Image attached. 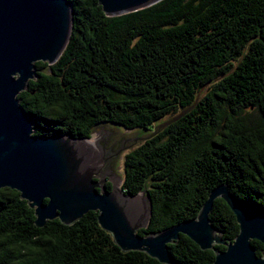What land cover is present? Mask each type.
Returning a JSON list of instances; mask_svg holds the SVG:
<instances>
[{
	"label": "trees",
	"instance_id": "1",
	"mask_svg": "<svg viewBox=\"0 0 264 264\" xmlns=\"http://www.w3.org/2000/svg\"><path fill=\"white\" fill-rule=\"evenodd\" d=\"M69 2L64 52L52 65L36 62V78L18 95L33 134L91 138L105 123L152 134L184 113L124 156L121 189L145 191L151 202L139 234L195 218L222 184L264 212V0H161L118 16L99 0ZM210 219L235 240L239 225L223 199ZM35 220L19 191L0 188V264H162L122 251L98 212L72 225ZM252 244L264 254L262 242ZM168 248L176 264L215 261L183 234Z\"/></svg>",
	"mask_w": 264,
	"mask_h": 264
},
{
	"label": "water",
	"instance_id": "2",
	"mask_svg": "<svg viewBox=\"0 0 264 264\" xmlns=\"http://www.w3.org/2000/svg\"><path fill=\"white\" fill-rule=\"evenodd\" d=\"M159 1L99 3L106 15L118 16ZM72 19L69 0H0V188L20 192L34 209L38 227L55 219L72 225L86 213L98 212L100 226L122 251L145 252L162 264H176L168 246L177 243L181 234L202 250H213L214 264H264V254L259 256L252 244V240L264 244V212L239 201L227 184L210 192L195 218L142 236L138 231L148 226L151 202L145 191L132 195L119 187L126 143L119 126L101 124L91 138L33 134L34 117L18 95L36 78V62L52 65L60 58L71 36ZM182 115L160 124L151 136ZM218 198L236 216L239 233L234 241L224 238L211 222Z\"/></svg>",
	"mask_w": 264,
	"mask_h": 264
},
{
	"label": "rangeland",
	"instance_id": "3",
	"mask_svg": "<svg viewBox=\"0 0 264 264\" xmlns=\"http://www.w3.org/2000/svg\"><path fill=\"white\" fill-rule=\"evenodd\" d=\"M166 119L167 118L162 119L161 121H164ZM116 126H119V125H116ZM119 127L126 134V143H125V147H124V150L122 152L121 159H120L121 184L119 185V187H121L122 182H123V160H124V156H125L126 152L129 151L130 149H133L138 144H140L141 142L146 140L148 138L149 134H151V132L150 131H144L142 129L128 130V129H125L121 126H119ZM130 144H131V146L127 148V146H129ZM148 209H149V207H148Z\"/></svg>",
	"mask_w": 264,
	"mask_h": 264
},
{
	"label": "flooded vegetation",
	"instance_id": "4",
	"mask_svg": "<svg viewBox=\"0 0 264 264\" xmlns=\"http://www.w3.org/2000/svg\"><path fill=\"white\" fill-rule=\"evenodd\" d=\"M130 146H131V144H130L129 146H127V148L130 147ZM108 182H109V181H108ZM110 183H111V182H110ZM111 184H112V183H111Z\"/></svg>",
	"mask_w": 264,
	"mask_h": 264
},
{
	"label": "bare ground",
	"instance_id": "5",
	"mask_svg": "<svg viewBox=\"0 0 264 264\" xmlns=\"http://www.w3.org/2000/svg\"><path fill=\"white\" fill-rule=\"evenodd\" d=\"M139 196H141V195H139ZM142 197V196H141Z\"/></svg>",
	"mask_w": 264,
	"mask_h": 264
}]
</instances>
